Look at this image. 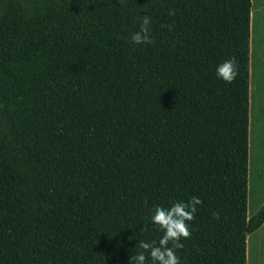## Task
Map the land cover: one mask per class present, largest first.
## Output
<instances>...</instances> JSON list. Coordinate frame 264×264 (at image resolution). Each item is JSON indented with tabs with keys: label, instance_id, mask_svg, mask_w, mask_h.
Returning a JSON list of instances; mask_svg holds the SVG:
<instances>
[{
	"label": "trees",
	"instance_id": "trees-1",
	"mask_svg": "<svg viewBox=\"0 0 264 264\" xmlns=\"http://www.w3.org/2000/svg\"><path fill=\"white\" fill-rule=\"evenodd\" d=\"M252 8L0 0V264H131L154 208L193 196L181 264H247Z\"/></svg>",
	"mask_w": 264,
	"mask_h": 264
},
{
	"label": "clouds",
	"instance_id": "clouds-1",
	"mask_svg": "<svg viewBox=\"0 0 264 264\" xmlns=\"http://www.w3.org/2000/svg\"><path fill=\"white\" fill-rule=\"evenodd\" d=\"M170 15H175L174 10H169ZM152 21L147 15H143L139 30L131 35V42L136 45L154 43L150 35V25ZM218 78L227 83H232L238 75V65L234 59H228L217 67ZM202 201L193 196L189 201H177L170 207L156 206L151 217L152 223L163 232L158 244L153 242L139 241L138 252L131 256V264H146L147 256L151 258L152 264H181L180 257L176 250L182 249V239H190L191 231L189 223L194 221L197 206ZM214 218H218V213H213Z\"/></svg>",
	"mask_w": 264,
	"mask_h": 264
},
{
	"label": "rangeland",
	"instance_id": "rangeland-1",
	"mask_svg": "<svg viewBox=\"0 0 264 264\" xmlns=\"http://www.w3.org/2000/svg\"><path fill=\"white\" fill-rule=\"evenodd\" d=\"M249 214L264 204V0H252Z\"/></svg>",
	"mask_w": 264,
	"mask_h": 264
},
{
	"label": "crops",
	"instance_id": "crops-1",
	"mask_svg": "<svg viewBox=\"0 0 264 264\" xmlns=\"http://www.w3.org/2000/svg\"><path fill=\"white\" fill-rule=\"evenodd\" d=\"M263 206L264 204L256 208L254 213L249 214V217L254 216ZM247 264H264V225L248 236Z\"/></svg>",
	"mask_w": 264,
	"mask_h": 264
}]
</instances>
